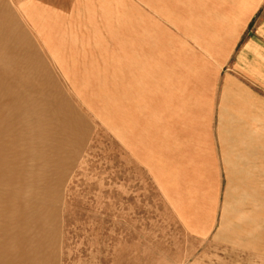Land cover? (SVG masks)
Masks as SVG:
<instances>
[{
  "label": "rangeland",
  "instance_id": "rangeland-1",
  "mask_svg": "<svg viewBox=\"0 0 264 264\" xmlns=\"http://www.w3.org/2000/svg\"><path fill=\"white\" fill-rule=\"evenodd\" d=\"M260 2L0 0V264H264V193H167L158 169L169 78L178 151L198 147L200 105L184 111L215 79L264 95V70L243 64ZM139 69L161 115L145 111V163L121 140Z\"/></svg>",
  "mask_w": 264,
  "mask_h": 264
},
{
  "label": "crops",
  "instance_id": "crops-1",
  "mask_svg": "<svg viewBox=\"0 0 264 264\" xmlns=\"http://www.w3.org/2000/svg\"><path fill=\"white\" fill-rule=\"evenodd\" d=\"M263 1L256 6L259 7ZM254 37L248 41L245 55H248L249 60L243 64H247L249 70H264V16ZM123 52L126 55L123 58L124 73L128 75V46L124 47ZM139 52L144 55V49ZM143 62L144 56H137L136 66L140 65L141 69ZM154 63L153 59V65ZM140 69L137 70V93L123 111L121 140L131 156L145 163L146 157L150 156L145 141L151 137L146 135V129L155 127L151 122L145 123V119L151 120L145 111L152 112L157 118L161 115L154 105L145 108L142 97L145 94L144 87L148 84L145 83V72ZM171 83L174 84V81L169 78L167 171L165 167L158 165L159 172L164 170L163 173H167V180L165 176L162 178L166 192L215 193L218 200L220 196L223 199H234L240 198L241 193H248L249 197L252 193H264V95L258 93V85L237 83L235 94H225L219 88L223 85L221 80L211 82L209 85L212 92L206 93L204 89L205 94L201 95L200 103L193 104L192 101L184 111L187 115L192 113L193 107L198 108L200 105L193 117L194 125L191 126L192 131L199 132L193 141L198 147L188 152L182 148L178 151L177 147V99L176 94L171 93ZM159 86L154 87V99L158 102L161 100ZM190 97L192 96H188L183 105L190 102Z\"/></svg>",
  "mask_w": 264,
  "mask_h": 264
}]
</instances>
